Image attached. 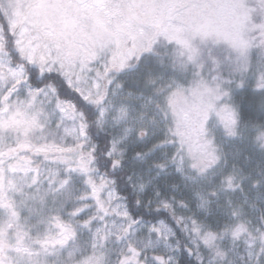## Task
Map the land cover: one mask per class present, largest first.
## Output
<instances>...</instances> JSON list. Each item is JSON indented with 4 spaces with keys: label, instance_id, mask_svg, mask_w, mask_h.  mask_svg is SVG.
Listing matches in <instances>:
<instances>
[{
    "label": "rangeland",
    "instance_id": "rangeland-1",
    "mask_svg": "<svg viewBox=\"0 0 264 264\" xmlns=\"http://www.w3.org/2000/svg\"><path fill=\"white\" fill-rule=\"evenodd\" d=\"M260 2L218 0L205 29L173 11L158 32L157 16L130 5L104 15L69 11L71 0H0L26 67L94 104L106 156L135 165L137 197L190 212L175 227L132 216L97 170L90 121L53 85L28 84L0 25V264H178L183 250L198 264H264V131L241 123L232 99L261 93L264 128ZM130 47L146 54L136 67Z\"/></svg>",
    "mask_w": 264,
    "mask_h": 264
},
{
    "label": "trees",
    "instance_id": "trees-1",
    "mask_svg": "<svg viewBox=\"0 0 264 264\" xmlns=\"http://www.w3.org/2000/svg\"><path fill=\"white\" fill-rule=\"evenodd\" d=\"M2 11L0 3V25L3 36L6 39L5 44L7 46V50L9 51L12 64H20L25 67L24 71L26 72V80L32 88H39L42 84L53 85L56 88V95L61 100L73 103L78 111L84 113L86 120L90 121V126H92L91 128L89 126L90 129H88V136L92 138V143L95 146L92 151V155L97 166V170L113 181L118 195H120L127 203L132 216H134L138 221L146 224L164 221L174 227L177 226L178 222H180L178 220L179 216L188 217L190 212H185L183 209L177 208V206L171 209L169 206L163 207L157 204L152 205L151 203H144L137 197L134 193L132 185L128 181L129 179H126V175L131 171V168H134L135 165L132 163L131 158L125 162L123 161L121 165H116L111 158L106 156L109 141L107 140L106 135L99 132L94 125L96 114L94 104L84 101L79 94L75 90L71 89L57 74H45L44 76L39 77L37 69L33 67H26L24 61L19 57V55H17L16 48L13 43V36L9 34L7 22L3 17ZM150 68L151 66L148 65L145 69L147 73L150 72ZM151 72L153 71L151 70ZM131 88L135 87L131 86ZM135 89H138V86ZM139 89L142 90L143 87H140ZM253 94L254 92L252 89H238L234 94H232L233 104L238 118L241 119V123L244 122L247 124L246 126L249 127L251 125H255V129L257 128L255 130L256 132L258 130L264 131L262 126L263 119H260L263 118L262 113L257 110V108H259V101L261 100V93H259V96ZM257 120H261L262 123ZM260 135L257 134V141L259 140V145H261V143L263 145L264 139H262ZM129 175H131V172L128 174V177ZM170 202L173 203L174 200L171 199ZM178 264L198 263L192 259L185 250H183L182 252H179Z\"/></svg>",
    "mask_w": 264,
    "mask_h": 264
},
{
    "label": "flooded vegetation",
    "instance_id": "flooded-vegetation-1",
    "mask_svg": "<svg viewBox=\"0 0 264 264\" xmlns=\"http://www.w3.org/2000/svg\"><path fill=\"white\" fill-rule=\"evenodd\" d=\"M98 1L99 0H71L70 4L72 5V8L69 7L70 4L66 3V5H67V9L69 11L73 10V11L80 12V13L85 12L87 14H104V15H109L112 11H115V5H124V7L126 5H130L131 6L130 8H132V12H134V13H137V14H139V13H141V14H146V13L148 14L149 13L150 14L151 13V14L157 16L158 19L161 20L160 21L161 24L159 26H157V29H153V30L158 31V32H161L162 29L164 27H166V25L164 24V22H165L164 18L169 16V15L176 14V13L173 14L172 13L173 11L174 12L179 11V12L187 13L188 16H192L193 18H194V16L200 15L196 19V21H198L199 24H196V25H197V27H202L205 29L206 26L208 25L207 22L211 19V16L213 15L212 13H214L215 11L218 10V5H219L218 0H186L188 4L192 3L194 5L193 12L191 13L189 11H185L186 6L180 5L179 7H175L176 5L174 4V2L176 0H102V2L101 1L98 2ZM241 1L243 4V7H241V8H243V9L244 8L248 9L251 6V7H254V10H255L258 7H260V5H261V2H260L261 0H253L251 5L249 3V0H241ZM225 4H226V2H225ZM228 4H229V2H228ZM157 5H159L161 7H157ZM220 5H222L223 6L222 8L224 9V2ZM150 42H152V38L150 39ZM129 49L133 50V53L131 56H128L126 54V52ZM129 49H127L125 51V55L127 56V58L129 60H131L134 58L135 52H134L133 48L130 47ZM145 56H146V54H144V53L138 54L137 56H135V58H134L135 62L133 63L135 65V67L137 65H139L140 63L144 62V60L146 58ZM222 59L223 58H221L220 60H222ZM52 87L56 90V88L54 86H52ZM0 247L4 248L3 244L0 243Z\"/></svg>",
    "mask_w": 264,
    "mask_h": 264
},
{
    "label": "water",
    "instance_id": "water-1",
    "mask_svg": "<svg viewBox=\"0 0 264 264\" xmlns=\"http://www.w3.org/2000/svg\"><path fill=\"white\" fill-rule=\"evenodd\" d=\"M99 1L102 2V0H99ZM99 1H98V2H99ZM132 53H133V50H132V49H129V50L126 52V54H127L128 56H131ZM155 259H156L159 263H162V262L164 261L163 258H158L157 256L155 257Z\"/></svg>",
    "mask_w": 264,
    "mask_h": 264
}]
</instances>
